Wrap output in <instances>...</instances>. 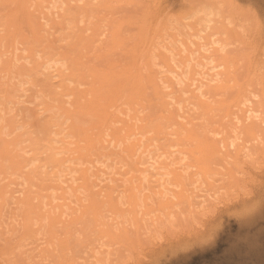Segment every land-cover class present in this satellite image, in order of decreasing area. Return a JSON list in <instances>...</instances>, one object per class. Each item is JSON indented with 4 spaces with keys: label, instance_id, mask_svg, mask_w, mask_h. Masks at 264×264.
I'll return each instance as SVG.
<instances>
[{
    "label": "rangeland",
    "instance_id": "rangeland-1",
    "mask_svg": "<svg viewBox=\"0 0 264 264\" xmlns=\"http://www.w3.org/2000/svg\"><path fill=\"white\" fill-rule=\"evenodd\" d=\"M158 22L166 25L147 63L162 85L176 78L171 108L161 111L150 89L110 103ZM0 37V149L7 140L18 157L14 165L0 151V264H264V0H0ZM97 102L107 115L93 114ZM248 105L255 124L242 119ZM96 181L114 186L117 211Z\"/></svg>",
    "mask_w": 264,
    "mask_h": 264
},
{
    "label": "bare ground",
    "instance_id": "bare-ground-1",
    "mask_svg": "<svg viewBox=\"0 0 264 264\" xmlns=\"http://www.w3.org/2000/svg\"><path fill=\"white\" fill-rule=\"evenodd\" d=\"M13 1V0H12ZM47 1H51V0H47ZM75 1V0H74ZM76 1H82L83 2V0H76ZM11 2V1H10ZM70 3L71 2H73V1H69ZM75 3V2H74ZM84 3H86L85 1H84ZM83 3V4H84ZM51 4V3H50ZM87 5H88V1H87V3H86ZM4 5V4H3ZM52 5V4H51ZM75 5H77V4H75ZM42 6V5H41ZM70 6V5H69ZM78 6V5H77ZM81 6H84V5H81ZM85 7V6H84ZM45 8L46 9H48L47 7H44V9H43V11L45 12ZM37 9V8H36ZM38 9H40V8H38ZM42 10V9H41ZM24 11V10H23ZM29 11V10H28ZM27 11V12H28ZM32 11V10H31ZM8 12V11H7ZM25 12V11H24ZM47 12V11H46ZM20 13V12H19ZM29 13V12H28ZM50 13V12H49ZM33 14H36V13H33ZM46 13H43V17L44 18H46L45 16H47V15H45ZM206 14V13H205ZM29 15H30V13H29ZM29 15H28V18H30V19H32L33 18V16L31 17H29ZM207 15V14H206ZM27 18V19H28ZM39 18H41L42 19V16H38V18L37 19H39ZM34 19V18H33ZM32 19V20H33ZM40 19V20H41ZM31 21V20H30ZM34 21L35 20H33V23H34ZM39 21V20H38ZM165 21V20H164ZM33 23H32V27H33ZM39 23H41V22H39ZM156 24V23H155ZM36 25H37V23H36ZM166 25V24H165ZM164 25V23H161V24H159V22H158V24H156V30L154 29V33H150L149 31H148V29H146L149 33H146V32H144V33H146V34H144V38H143V41L141 40V43H142V46H143V49L141 50V52L138 54V56H139V58H143V59H141V60H143L142 62H141V64L139 63V65H138V63L137 62H135V67H133V68H135V70L133 71V72H131V73H129L128 75H126V76H123V74H122V77L120 78H118L117 80H115L116 81V85H115V88H111V91H112V93L110 92V90H109V93H108V95L110 96H112V97H114V99H111V100H113V101H111V100H109V101H111L110 103H113L114 101H116V100H121L122 98H126V96L127 97H129V96H133L132 94H134V93H137V92H143V91H145L146 92V90H148V89H150L151 90V92L150 91H148V92H150V93H152L153 92V97L154 98H157V100H159V103L161 104V108H163L161 111H163V110H168L169 108H171L170 106H171V102H169V101H167L168 100V97H171L172 98V95H171V93L174 95V93L176 92V90H174L173 89V87H175V83H177L174 79H176L175 77H171V78H169V79H165V81L168 83V84H166V82L164 83V85H166V87H167V85L170 87H172V89H171V87H170V89L167 91H165V94H162V93H164V89L162 88L164 85H162L163 83H161V81H160V73H159V68L158 69H154V68H151V65L148 67V63H150L151 61V52L154 50V48L153 47H155L156 45H155V43H157L158 41L156 40V38L157 37H159V31H161L162 29H164L163 27L165 26ZM148 26V25H147ZM12 27V26H11ZM35 28L34 29H38V28H36V26H34ZM83 28V27H82ZM81 28V29H82ZM144 29V30H145ZM46 30V29H45ZM150 30V29H149ZM40 31V30H39ZM37 32V31H36ZM37 33H39V32H37ZM42 33V32H41ZM142 33V32H141ZM79 34V33H78ZM77 34V35H78ZM161 35V34H160ZM42 36V35H41ZM40 36V37H41ZM81 37H82V35H81ZM84 37V36H83ZM82 37V38H83ZM1 38V37H0ZM82 38H81V40H82ZM120 40V39H119ZM36 41V40H35ZM89 41H91V40H89ZM156 41V42H155ZM140 43V44H141ZM122 44V43H121ZM91 45V44H90ZM133 47H134V45H133ZM141 47V46H140ZM136 48V47H135ZM129 50H131V49H129ZM157 50V49H156ZM8 52V51H7ZM34 52V51H33ZM139 52V51H138ZM154 52H156V51H154ZM171 52V51H170ZM135 53V52H134ZM159 54V56L162 58V60L166 63H168L169 64V66L170 67H172V63L170 62L171 60L172 61H174V59H169L170 58V53H166V54H163V53H161L160 51L158 52ZM214 53H216L215 51H214ZM158 55H157V57H158ZM169 57H168V56ZM215 55V54H214ZM68 56V55H67ZM83 56V55H82ZM86 56V55H85ZM137 56V57H138ZM154 56V55H153ZM156 56V55H155ZM127 57V56H126ZM187 58V57H186ZM7 59V58H6ZM15 59V58H14ZM18 59H21V58H18ZM73 59V58H72ZM77 59V58H76ZM4 60V59H3ZM138 60V59H137ZM156 60V59H155ZM188 60V59H187ZM190 60V59H189ZM13 61V60H12ZM15 61V60H14ZM13 61V62H14ZM7 62H8V60H7ZM148 62V63H147ZM8 63H10V62H8ZM147 63V64H146ZM152 63V62H151ZM160 63V62H159ZM93 64V63H92ZM101 64V63H100ZM14 65V64H13ZM5 66L7 67V64H5ZM9 66H10V64H9ZM15 66H16V64H15ZM113 66V65H112ZM131 66V65H130ZM147 67V68H149L150 70L149 71H147V72H143V67ZM22 67V66H21ZM3 69L5 68V67H2ZM9 68V67H8ZM132 68V67H131ZM179 68V67H178ZM22 69V68H21ZM126 69H127V67H126ZM125 69V70H126ZM171 69V68H170ZM213 69V68H212ZM94 70H95V68H94ZM97 70V69H96ZM115 70V69H114ZM114 70H111V72H113ZM122 70V69H121ZM147 70V69H146ZM80 71V70H79ZM168 71V70H167ZM170 72H171V70H169ZM194 71H195V69H194ZM197 71V70H196ZM195 71V72H196ZM193 72V71H192ZM0 73H2V71L0 70ZM77 73V72H76ZM85 73V72H84ZM120 73V72H119ZM118 73V74H119ZM126 73V72H125ZM124 73V74H125ZM128 73V72H127ZM144 73H147V74H144ZM198 73V72H197ZM204 73H206V72H203V74ZM173 74V73H172ZM208 74V73H207ZM210 74V73H209ZM87 75V74H86ZM113 75V74H112ZM117 75V74H116ZM198 75V74H197ZM211 75V74H210ZM215 75V74H214ZM2 76V75H1ZM165 76H167V75H165ZM170 76V75H169ZM172 76V75H171ZM97 77V76H96ZM104 77V76H103ZM116 77V76H115ZM205 77V76H204ZM203 77V78H204ZM211 77H213L214 78V80H218V78L216 79V77L215 76H211ZM117 78V77H116ZM116 78H114V79H116ZM113 79V80H114ZM173 79V80H172ZM193 81H191L190 83H189V86H187V87H189V88H187V89H189V91H190V89L192 88V86L195 88V86H194V83L196 82V78L195 77H193ZM207 79V78H206ZM206 79H205V81H206ZM108 80V79H107ZM111 80V79H110ZM110 80H108V81H110ZM192 80V79H191ZM201 80V79H200ZM208 80H209V78H208ZM213 79H211V81H212ZM6 81H8V80H6ZM181 81V80H180ZM201 81H203V80H201ZM201 81H199V80H197V83L198 84H200V87H202L201 86ZM111 82V81H110ZM175 82V83H174ZM161 83V84H160ZM195 84L196 85V87L198 86V84ZM203 83V82H202ZM206 83H207V81H206ZM216 82H214L213 84H215ZM112 84V83H111ZM110 84V85H111ZM204 84V83H203ZM202 84V85H203ZM8 85V84H7ZM88 85V84H87ZM103 85H105V84H103ZM107 86H108V83L106 84ZM205 85V84H204ZM222 86L221 87H223V86H225V85H223V84H221ZM1 86H3V85H1ZM112 86H113V84H112ZM215 86V85H214ZM91 87V86H90ZM104 87V86H103ZM165 87V86H164ZM166 87H165V89H166ZM191 87V88H190ZM199 86L197 87V88H200ZM210 87V86H209ZM212 87V86H211ZM220 86H218L217 88H219ZM94 88V87H93ZM106 88V87H105ZM104 88V89H105ZM108 88H110V87H108ZM185 88V87H184ZM184 88H181V91L183 90L184 91V93H186V88L184 89ZM197 88H196V90H197ZM163 89V90H162ZM193 89V88H192ZM214 89V88H213ZM69 90H71V89H69ZM95 90V89H94ZM106 90V89H105ZM198 90H200V89H198ZM197 90V91H198ZM220 90V89H219ZM82 91V90H81ZM182 91V92H183ZM188 90H187V92H189ZM191 91H193V90H191ZM190 91V92H191ZM211 91V90H210ZM79 92V91H78ZM85 92V91H84ZM96 92V91H95ZM100 93H101V91H99ZM88 93V92H87ZM107 93V92H106ZM199 93V92H198ZM203 93V92H202ZM205 93V92H204ZM214 93V92H213ZM104 94V93H103ZM112 94H115V96H113ZM206 94V93H205ZM215 94H216V92H215ZM71 95V94H70ZM85 95V94H84ZM90 95V94H89ZM100 95V94H99ZM108 95H107V97H108ZM147 95V94H146ZM149 95V94H148ZM203 95V94H202ZM98 96V95H97ZM143 96V95H142ZM141 95H140V97H142ZM199 96V95H198ZM60 97V96H59ZM86 97V100H87V98H89V96L87 97V96H85ZM130 97V98H131ZM136 97V96H135ZM135 97H134V99H135ZM150 97H151V95H150ZM175 97V96H174ZM173 97V98H174ZM91 98V97H90ZM96 98V97H95ZM103 98H106V97H103ZM111 98V97H110ZM172 98V99H173ZM80 99H81V97H80ZM79 99V100H80ZM128 99V98H127ZM133 99V98H132ZM132 99H131V101H132ZM139 99V98H138ZM145 99V98H144ZM84 100V99H83ZM94 100V99H93ZM104 100V99H103ZM136 100V99H135ZM141 100V99H140ZM200 100V99H199ZM81 101V100H80ZM88 101V100H87ZM90 101H91V99H90ZM89 101V102H90ZM97 101V100H96ZM95 101V102H96ZM122 101V100H121ZM198 101V100H197ZM201 101V100H200ZM59 102V101H58ZM75 102V101H74ZM85 102V101H84ZM84 102H81V103H83L84 104ZM104 102V101H103ZM108 102V101H107ZM107 102H105V103H107ZM117 102H119V101H117ZM150 102V101H149ZM155 102V101H154ZM86 103V102H85ZM91 103V102H90ZM98 103V102H97ZM105 103H104V105H103V103H98V106H94L95 108L93 109V114L96 116V114L98 115V114H108L107 113V111H106V108H105ZM135 103H136V101H135ZM148 103V102H147ZM78 104V103H77ZM76 104V105H77ZM88 104V103H87ZM93 104V103H92ZM100 104H102V105H100ZM108 104V103H107ZM145 104V103H144ZM155 104V103H154ZM247 104V103H246ZM89 105H91V104H88L87 105V107L89 106ZM94 105V104H93ZM96 105V104H95ZM109 105V104H108ZM111 105V104H110ZM124 105H125V103H124ZM157 105V104H156ZM75 106V105H74ZM79 105H77L76 107L77 108H80L81 106H79ZM112 106V105H111ZM145 106H146V104H145ZM118 107V106H117ZM248 107V108H247ZM114 108V107H113ZM123 108V107H122ZM125 108V107H124ZM128 108H129V106H128ZM132 108V107H131ZM159 108V107H158ZM251 107H250V105H248V106H246L244 109H241V111H243V112H246V114H245V116H242V119H247L248 120V116L250 115L249 113L250 112H248V110H250L251 111V109H250ZM85 109V108H84ZM112 109V108H111ZM126 109V108H125ZM175 109V108H174ZM65 110V109H64ZM79 110V109H78ZM108 110V109H107ZM119 110V109H118ZM152 110V109H151ZM158 111H159V109H158ZM172 111L174 112L175 110H173L172 109ZM177 111V110H176ZM113 112V111H112ZM115 112V111H114ZM120 112V111H119ZM127 112H129V111H127ZM127 112H124L123 111V113H127ZM166 112V111H165ZM232 112V111H231ZM248 112V113H247ZM79 113V112H78ZM77 113V114H78ZM81 113V112H80ZM88 113H89V111H88ZM123 113H121V114H123ZM157 113V112H156ZM168 113V112H167ZM177 113H179V112H177ZM176 113V120H177V117L178 116H180L181 118H182V115L179 113V114H177ZM83 114V113H82ZM100 114V115H101ZM173 114V113H172ZM230 114H232V113H230ZM235 114V111H233V114L232 115H234ZM84 115V114H83ZM86 115V114H85ZM106 115H103V116H106ZM120 115V114H119ZM131 115V114H130ZM169 115V114H168ZM178 115V116H177ZM5 116V115H4ZM102 116V115H101ZM165 116V115H164ZM175 116V115H174ZM174 116H172V115H170V117L172 118V119H170V120H172V122H174V120H175V117ZM98 117H99V115H98ZM119 117V116H118ZM127 117H129V116H127ZM162 117V116H161ZM161 117H160V119H161ZM231 117V116H230ZM235 117V118H234ZM249 117H251V115L249 116ZM76 118V117H75ZM105 118H108V117H105ZM112 118V117H111ZM165 118H167L166 116H165ZM233 118L234 119H236V116H233ZM233 118H232V120H233ZM132 119V118H131ZM144 119H145V117H144ZM174 119V120H173ZM252 119V118H251ZM251 119H250V121H251ZM66 120V119H65ZM97 120V119H96ZM100 120V119H99ZM103 120V119H102ZM113 120V119H112ZM111 120V121H112ZM116 120H118V119H116ZM115 120V121H116ZM136 120V119H135ZM148 120V119H147ZM150 120V119H149ZM176 120H175V122H176ZM236 120H238V118L236 119ZM246 120V122H248ZM67 121V120H66ZM122 121V120H121ZM134 121V120H133ZM164 121V120H163ZM240 121H241V119H240ZM249 121V122H250ZM95 122V121H94ZM103 122V121H102ZM174 122V123H175ZM245 122V123H246ZM252 123H253V121H251ZM114 123V122H113ZM119 123H121L120 122V119H119ZM134 123V122H133ZM144 123V122H143ZM171 123V122H170ZM181 123L183 124V122H179V124L181 125ZM185 123V122H184ZM256 122H254L253 124H255ZM93 124V123H92ZM111 124V123H110ZM116 124V123H115ZM134 124H136V121H135V123ZM159 124V123H158ZM157 124V125H158ZM161 124V123H160ZM159 124V125H160ZM186 125H187V123H185ZM184 124V125H185ZM236 124V123H235ZM250 124V123H249ZM91 125V124H90ZM96 125V124H95ZM100 125H101V122H100ZM121 125H122V123H121ZM182 126V127H184V128H186V126ZM102 126V125H101ZM104 126V125H103ZM111 126V125H110ZM124 126H125V124H124ZM124 126H122V127H124ZM156 126V125H155ZM161 126V125H160ZM160 126H158L156 129L158 130V133H160V135H163V134H161L162 132V128L160 127ZM248 126V125H247ZM250 127L251 126H253L252 124L251 125H249ZM114 127V126H113ZM113 127H111L112 129H113ZM118 127V126H117ZM121 127V128H122ZM147 127V126H146ZM81 128V127H80ZM80 128H79V130H80ZM140 128V127H139ZM82 129V128H81ZM84 129V128H83ZM107 129V128H106ZM120 129V128H119ZM124 129V130H123ZM134 129H136V127L134 126L133 127V130L130 132V133H128L127 132V135L128 134H131L133 131H135V132H137L136 130H134ZM188 129H190V128H188ZM118 130V129H117ZM127 131V128L125 129V128H122V129H120V131L118 130L117 132H123V131ZM146 131H147V128L145 129ZM156 130V131H157ZM185 130V129H184ZM246 130V129H245ZM253 130V128H251L250 129V131H252ZM86 131V130H85ZM88 131V130H87ZM111 131V130H110ZM187 131H190V130H187ZM186 131V132H187ZM197 131V130H196ZM89 132V131H88ZM115 133H114V136H116L117 134H116V131H114ZM15 133V132H14ZM85 133V132H84ZM93 133V132H92ZM96 133V132H95ZM107 133H109V131L107 132ZM141 133V132H140ZM170 133V132H169ZM215 133V132H214ZM11 134V133H10ZM116 134V135H115ZM135 135V133H132V135ZM172 134V133H171ZM187 134H188V132H187ZM91 135V134H90ZM121 135H123V133L121 134ZM125 135V134H124ZM132 135H129L130 137L132 136ZM85 136V135H84ZM92 136H93V134H92ZM118 136V137H117ZM116 136V139L117 138H119V136L120 135H117ZM158 136V135H157ZM187 136V135H186ZM195 136V135H194ZM26 137V136H25ZM125 137H128V136H125ZM136 137V136H135ZM164 138H165V136H163ZM7 138V137H6ZM85 138V137H84ZM97 138H99V137H97ZM102 137H100V139H101ZM112 138H113V136H112ZM115 138V137H114ZM120 138H122L123 139V137H120ZM133 138V137H132ZM139 137H137V139H138ZM161 138V137H160ZM82 139V138H81ZM99 139V141H104V139H101L100 140ZM106 139V138H105ZM122 139H117V143H118V141L120 142ZM135 139V138H134ZM140 139V138H139ZM138 139V141H140V140H142V139H140L139 140ZM77 140V139H76ZM114 140V139H113ZM5 141V140H4ZM80 141V140H79ZM82 141V140H81ZM103 141H102V143H103ZM106 141H108V139H106ZM138 141H136L137 143H140V142H138ZM14 142V141H13ZM29 142V141H28ZM76 142V141H75ZM78 142V141H77ZM105 142V141H104ZM123 142V141H122ZM133 142H134V144H132V146H131V144H127L126 146L128 147V146H131V147H129V150L130 151H132L133 153H135V151L137 152L140 148H139V146L140 145H142V141H141V144L140 145H138L134 140H133ZM215 142V143H214ZM213 142V145L211 146V148L210 149H215V151H216V149H217V147H216V141H214ZM80 143V142H79ZM78 143V145L77 146H79L80 144ZM108 143H110L109 141H108ZM127 143V142H126ZM190 143V142H189ZM98 144V143H97ZM118 144H120V143H118ZM118 144H116V145H118ZM124 144H125V141H124ZM9 145H11V143L9 142V141H7L6 140V144H4V148L2 149V150H6V154H4L3 152L4 151H1V149H0V151L3 153V155H6V157H8V158H10L11 159V163L13 162V164H14V162H15V160H16V157H17V154H14V153H12V152H10V151H8L9 149H10V146ZM74 145V144H73ZM88 145V144H87ZM99 145V144H98ZM98 145H97V147H98ZM104 145H106V142L104 143ZM110 145H111V143H110ZM121 145H122V143H121ZM150 145V144H149ZM83 146V145H82ZM125 146V147H126ZM147 146H148V144H147ZM151 146V145H150ZM52 147V146H51ZM51 147H48V148H51ZM81 147V146H80ZM105 147V146H104ZM127 147H126V149H127ZM146 147V146H145ZM144 147V148H145ZM9 148V149H8ZM43 148V147H42ZM74 148V147H73ZM91 148H93L92 146H91ZM109 148H110V146H109ZM115 148V147H114ZM139 148V149H138ZM53 149V148H52ZM82 149V148H81ZM86 149V148H85ZM94 149V148H93ZM146 150H148L147 149V147L145 148ZM191 149V148H190ZM218 149H219V147H218ZM75 150H76V148H75ZM74 150V151H75ZM100 150V149H99ZM103 150V149H102ZM113 150V149H112ZM53 151V150H52ZM98 151V150H97ZM111 151V150H110ZM87 152H88V150H87ZM87 152H85V153H87ZM90 152V151H89ZM107 152V151H106ZM140 152V151H139ZM82 153V152H81ZM131 153V152H130ZM138 153V152H137ZM88 154V153H87ZM2 155V154H1ZM0 155V157H2ZM84 155V154H83ZM99 155V154H98ZM131 155H132V153H131ZM142 155H143V153H142ZM132 156H136V154L135 155H132ZM191 156H195V154L192 152V154H191ZM4 157V156H3ZM123 157V156H122ZM78 158V157H77ZM89 158V157H88ZM139 158H142V157H139ZM145 158V157H144ZM17 159H18V157H17ZM21 158H19V160H20ZM58 159V158H57ZM93 159V158H92ZM138 159V158H137ZM23 160V159H22ZM126 160V159H125ZM142 160V162L144 163V162H146V161H143V159H141ZM148 161V160H147ZM20 162V161H19ZM59 162V161H58ZM62 162V161H61ZM60 162V163H61ZM89 162V161H88ZM129 162H131V160L129 161ZM134 162V161H133ZM137 162H138V160H137ZM162 162V161H161ZM175 162V161H174ZM178 162V161H177ZM2 163H3V161H2ZM1 162H0V166H3V164H2ZM16 163L18 164V162H17V160H16ZM16 163L14 164V165H16ZM21 163V162H20ZM25 163V162H24ZM23 163V164H24ZM136 163V162H135ZM151 163V162H150ZM176 163V162H175ZM179 163H181V162H179ZM2 164V165H1ZM90 164H92V163H90ZM140 164V163H139ZM138 164V165H139ZM142 164V163H141ZM146 164V163H145ZM163 164H164V162H163ZM4 165H5V163H4ZM7 165V164H6ZM25 165H26V163H25ZM147 165V164H146ZM177 165V164H176ZM179 165V164H178ZM9 166V165H8ZM19 166V165H18ZM173 166V165H172ZM22 167V166H21ZM138 167V166H137ZM178 166H176V168H177ZM179 167L181 168V166L179 165ZM1 168V167H0ZM24 168V167H23ZM87 168H88V166H87ZM99 168H101V167H99ZM145 169H146V166L144 167ZM143 167L141 168V170L142 169H144ZM184 168V167H183ZM208 168V167H207ZM206 168V169H207ZM38 170H39V168H37ZM97 170H99L98 168H96ZM102 169H104V167L102 168ZM101 169V170H102ZM160 169H161V167H160ZM175 169V168H174ZM1 170V169H0ZM9 170V169H8ZM90 170V169H89ZM139 169H137V171H138ZM2 171V170H1ZM18 171V170H17ZM32 171V170H31ZM35 171V170H34ZM37 171V170H36ZM40 171V170H39ZM100 171V170H99ZM143 171V170H142ZM145 171V170H144ZM147 171V170H146ZM180 171H182V170H180ZM180 171H176L175 172V177L176 178H178V179H180V178H182V175H183V173L182 172H180ZM207 171L208 172H211V171H209V170H206V172L205 173H207ZM12 172V171H11ZM24 172V171H23ZM46 172V171H45ZM119 172V171H118ZM139 172V171H138ZM141 172V171H140ZM28 173V172H27ZM34 173V172H33ZM32 173V174H33ZM36 173V172H35ZM83 173V172H82ZM87 173H89V172H87ZM173 173V172H172ZM1 174V173H0ZM14 174V173H13ZM101 174H103V172L101 173ZM162 174H163V172H162ZM12 175V174H11ZM126 175V174H125ZM145 175V174H144ZM144 175H141V177H144ZM4 176V175H3ZM7 176H9V175H7ZM41 176V175H40ZM84 176V175H83ZM86 177H84V179H85V181H86V183L88 184L87 186H89L87 189H90L91 190V180H92V178H91V176L89 177V176H87V175H85ZM93 176V175H92ZM97 176H100V175H98L97 174ZM32 177V176H31ZM95 177V176H94ZM93 177V178H94ZM5 178V177H4ZM40 178H42V177H40ZM59 178V177H58ZM83 178V177H82ZM104 178V177H103ZM134 178V177H133ZM50 179H54V178H50ZM56 179V178H55ZM80 179V178H79ZM94 179H96V177L94 178ZM97 179H98V177H97ZM106 179H108V178H106ZM17 180V179H16ZM102 180V179H101ZM109 180V179H108ZM184 181H185V179H183ZM93 181V180H92ZM99 181V180H98ZM105 181V180H104ZM103 181V182H104ZM113 182H114V180H112ZM117 181V180H116ZM124 181V180H123ZM127 181V180H126ZM136 181V180H135ZM156 181V180H155ZM158 181V180H157ZM192 181V180H191ZM1 182V181H0ZM12 182V181H11ZM102 182V181H101ZM109 182V181H108ZM119 182V181H118ZM165 182V181H164ZM10 183V182H9ZM56 183V182H55ZM68 183V182H67ZM66 183V184H67ZM104 183H106V182H104ZM110 183V182H109ZM115 183V182H114ZM114 183H112V184H114ZM129 183V182H128ZM8 184V183H7ZM19 184V183H18ZM96 186H97V184L98 185H100L99 184V182H97L96 181ZM107 184V185H106ZM106 184H101L102 186H100V188L98 189V190H101V188H102V190H103V188H105L104 186H106L107 188H111L112 189V187H114V186H111V187H109L110 186V184H108V183H106ZM143 184V183H142ZM157 184H158V182H157ZM162 184V183H161ZM181 184V183H180ZM137 185H139V184H137ZM17 186V185H16ZM38 186V185H37ZM36 186V187H37ZM76 186V185H75ZM96 186H95V188H96ZM135 186V185H134ZM151 186V185H150ZM153 186V185H152ZM195 186V185H194ZM193 186V187H194ZM18 187V186H17ZM54 187V186H53ZM59 187H61V186H59ZM124 187V186H123ZM139 187V186H138ZM188 187V186H187ZM5 188V187H4ZM3 188V189H4ZM32 188V187H31ZM34 188V187H33ZM55 188V187H54ZM136 188V187H135ZM18 189V188H17ZM60 189V188H59ZM79 189H80V187H79ZM106 189V188H105ZM107 190L108 192H110V191H113V189L112 190ZM127 189H129V187L127 188ZM136 189H138V188H136ZM135 189V190H136ZM160 189V188H159ZM180 189V188H179ZM194 189V188H193ZM6 190H8V189H6ZM5 190V191H6ZM35 190V189H34ZM78 190V189H77ZM89 190V191H90ZM101 190V191H102ZM116 189H114V191H115ZM126 190V189H125ZM152 190H153V188H152ZM162 190V189H161ZM160 190V191H161ZM199 190V189H198ZM16 191V190H15ZM14 191V192H15ZM33 191V190H32ZM57 191V190H56ZM82 191V190H81ZM87 191V190H86ZM104 191V190H103ZM113 191V192H114ZM129 191V190H128ZM132 191V190H131ZM139 191V190H138ZM138 191H136V192H138ZM193 191V190H192ZM194 191H195V189H194ZM193 191V192H194ZM2 192V191H1ZM12 192V191H11ZM96 192L98 193V191L96 190ZM117 192V191H116ZM127 192V191H126ZM5 193V192H4ZM4 193H2V194H4ZM15 193H17V191L15 192ZM60 193V192H59ZM103 193V192H102ZM130 193V192H129ZM161 193H162V191H161ZM181 193V192H180ZM201 193V192H200ZM29 194H30V192H29ZM56 194V193H55ZM71 194V193H70ZM98 194H100V191H99V193ZM109 195H110V198H107V199H109L108 201L111 203L110 205H111V207H112V209H114V210H116L117 211V209H119L118 208V202H116L115 201V196L113 195V194H111V192L110 193H108ZM122 194V193H121ZM120 194V195H121ZM160 194V193H159ZM196 193H194V195H195ZM1 195V194H0ZM108 195V196H109ZM135 194H131L130 195V200H131V202H134L135 203V200L137 199L136 197H140V196H134ZM197 195H199V193L197 194ZM201 195V194H200ZM5 196V195H4ZM57 196V195H56ZM55 196V197H56ZM113 196V197H112ZM118 196V195H117ZM149 196V195H148ZM163 196V193H162V195H161V197ZM174 196V195H173ZM172 196V197H173ZM181 198L184 200V201H186V199H187V196H188V194L186 193V190H185V192H183V193H181ZM1 197V196H0ZM18 197V196H17ZM121 197V196H120ZM175 197V196H174ZM173 197V198H174ZM193 197H199V196H192L191 198H193ZM205 197V196H204ZM22 198V197H21ZM29 198V197H28ZM35 198V197H34ZM83 198V197H82ZM105 198V197H104ZM115 198V199H114ZM127 198H129V197H127ZM180 198V199H181ZM201 198V197H200ZM207 198H209V197H207ZM106 199V198H105ZM104 199V200H105ZM194 199V198H193ZM202 199H203V197H202ZM80 200V199H79ZM100 200V199H99ZM159 200V199H158ZM160 200H162V199H160ZM165 201H166V199H164ZM201 200V199H200ZM204 200V199H203ZM3 201V200H2ZM85 201V200H84ZM87 201V200H86ZM118 201V200H117ZM137 201H138V199H137ZM183 201V202H184ZM197 201V200H196ZM212 201V200H211ZM19 202V201H18ZM82 202H83V199H82ZM89 202V201H88ZM96 202V201H95ZM97 202H99V201H97ZM104 202V201H103ZM102 202V203H103ZM106 202V201H105ZM120 202V201H119ZM159 202V201H158ZM170 202V201H169ZM101 203V202H100ZM185 203V202H184ZM199 203V202H198ZM97 204V203H96ZM99 204V203H98ZM159 204V203H158ZM163 204H164V201H163ZM166 204V203H165ZM176 204V203H175ZM200 204V203H199ZM202 204V203H201ZM200 204V205H201ZM134 205V204H133ZM192 205V204H191ZM209 205V204H208ZM28 206H30L31 207V205H28ZM43 206V205H42ZM87 206V205H86ZM89 206V205H88ZM139 206V205H138ZM17 207V206H16ZM20 207V206H19ZM34 208H35V205L33 206ZM36 207H38L37 205H36ZM79 207H81V206H79ZM85 207V206H84ZM123 207V206H122ZM168 207V206H167ZM186 207V206H185ZM195 207V206H194ZM164 208V207H163ZM209 208H211V207H209ZM1 209V208H0ZM36 209V208H35ZM45 208H41V209H39V211L37 210V211H34V213H37V212H39V216H40V214L42 215H44V210ZM135 209V208H134ZM165 209V208H164ZM29 210H31V209H29ZM1 211V210H0ZM33 211V210H32ZM149 211V210H148ZM152 211V210H151ZM150 211V212H151ZM112 212V211H111ZM149 212V213H150ZM57 213V212H56ZM142 213V212H141ZM53 214V213H52ZM116 214V213H115ZM191 214H193V213H191ZM38 215V214H37ZM85 215V214H84ZM58 216V215H57ZM56 216V217H57ZM64 216H65V214H64ZM139 216H140V214H139ZM141 218V217H140ZM63 219H64V217H63ZM143 220V219H142ZM27 221V220H26ZM162 221V220H161ZM109 222V221H108ZM115 222V221H114ZM114 222H112V223H114ZM145 222V221H144ZM32 223V222H31ZM110 223V222H109ZM88 224V223H87ZM152 225V224H151ZM27 226H30V225H28L27 224ZM114 226L116 227V224H114ZM111 227V226H110ZM29 228V227H28ZM31 228V227H30ZM29 228V233H31V234H34L35 233V229L34 228H31L30 229ZM125 228V227H124ZM138 229V228H137ZM142 229V228H141ZM39 232V231H38ZM111 233V231L109 232L108 231V234H110ZM141 233V232H140ZM126 233H124V235H125ZM30 235V234H29ZM28 235V236H29ZM122 235V234H121ZM30 237V236H29ZM118 241V240H117ZM50 246V245H49ZM40 248V247H39ZM68 249V248H67ZM106 250V249H105ZM104 250V251H105ZM49 251V250H48ZM95 254V253H94ZM40 255V254H39ZM97 256V255H96ZM9 257V256H8ZM65 258V257H64ZM100 259V258H99ZM24 261V260H23ZM55 261V260H54ZM65 261V260H64ZM97 261V260H96ZM60 263V262H59ZM93 264V263H92Z\"/></svg>",
    "mask_w": 264,
    "mask_h": 264
}]
</instances>
